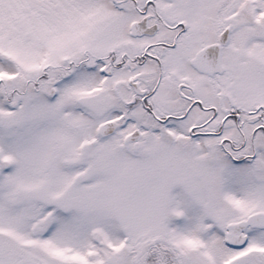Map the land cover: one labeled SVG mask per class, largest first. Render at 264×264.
Listing matches in <instances>:
<instances>
[{"label":"snow or ice","instance_id":"snow-or-ice-1","mask_svg":"<svg viewBox=\"0 0 264 264\" xmlns=\"http://www.w3.org/2000/svg\"><path fill=\"white\" fill-rule=\"evenodd\" d=\"M0 264H264V0H0Z\"/></svg>","mask_w":264,"mask_h":264}]
</instances>
